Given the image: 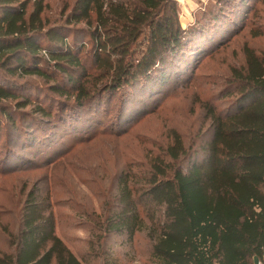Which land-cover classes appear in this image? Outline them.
<instances>
[{"label":"trees","instance_id":"1","mask_svg":"<svg viewBox=\"0 0 264 264\" xmlns=\"http://www.w3.org/2000/svg\"><path fill=\"white\" fill-rule=\"evenodd\" d=\"M254 1L220 0L182 30L174 0H73L54 19L47 0H0V174L32 166L26 151L88 127L115 95V119L125 124L144 98L189 76L226 43ZM86 41L88 75L80 58ZM242 54L223 80L228 105L202 104L205 132L185 146L173 135L137 175L139 187L127 172L117 179L96 226L128 242L141 233L147 257L139 264H264V46L259 53L244 46ZM26 77L68 100L56 103L57 121L52 101L39 105L40 83ZM54 225L50 204L28 191L15 232L1 227L0 264H83Z\"/></svg>","mask_w":264,"mask_h":264},{"label":"rangeland","instance_id":"2","mask_svg":"<svg viewBox=\"0 0 264 264\" xmlns=\"http://www.w3.org/2000/svg\"><path fill=\"white\" fill-rule=\"evenodd\" d=\"M72 1L47 0L50 8L46 14L54 19L61 5L66 3L69 6ZM174 1L180 28L184 30L220 0ZM250 5L241 27L226 43L201 59L189 76L169 84L160 94L144 98L125 124L115 119L116 98H119L115 95L108 107L99 108L88 127L54 139L52 144L42 147V152L33 149L28 154L26 151L32 166L23 170L20 166L14 172L0 174V252L6 249V236L1 227L15 232L17 213L24 196L35 190L38 199H46L50 204L54 234L83 264L143 262L147 253L141 233H136L128 242L123 235L103 236L96 224L102 222L103 210L106 211L108 202L112 201L120 176L129 173L132 176L129 185L139 187L137 175L145 170L150 157L163 153L173 135L185 146L192 137L205 132L208 121L202 104L210 103L217 109L228 105L230 100L223 98L227 90L223 80L229 67L243 64L244 46L256 53L264 46V0H255ZM68 39L75 44L79 41L78 38L71 39V35ZM85 43L80 58L88 75L94 70L87 57L88 42ZM21 81L38 86L40 83L41 92L46 93H42L39 105L46 106L52 101L49 109L57 121L58 109L62 110V106L56 107V103L68 102L65 96L47 91L49 84L41 83L35 77L22 78ZM10 103L13 106V102ZM25 110L32 109L27 107ZM2 145L3 137L0 158L4 151Z\"/></svg>","mask_w":264,"mask_h":264},{"label":"crops","instance_id":"3","mask_svg":"<svg viewBox=\"0 0 264 264\" xmlns=\"http://www.w3.org/2000/svg\"><path fill=\"white\" fill-rule=\"evenodd\" d=\"M254 263H255V264H257V262H256V261H254Z\"/></svg>","mask_w":264,"mask_h":264}]
</instances>
